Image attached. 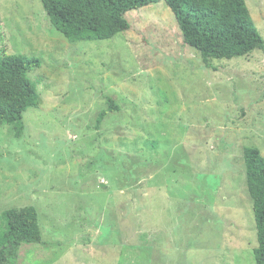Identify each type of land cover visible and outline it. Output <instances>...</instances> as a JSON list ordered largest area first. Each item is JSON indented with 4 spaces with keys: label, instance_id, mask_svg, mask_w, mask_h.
<instances>
[{
    "label": "rangeland",
    "instance_id": "374dc122",
    "mask_svg": "<svg viewBox=\"0 0 264 264\" xmlns=\"http://www.w3.org/2000/svg\"><path fill=\"white\" fill-rule=\"evenodd\" d=\"M126 17L70 42L41 0H0V53L42 61L25 134L0 125V230L27 205L42 230L16 264H256L243 152L264 154V49L206 67L165 1Z\"/></svg>",
    "mask_w": 264,
    "mask_h": 264
},
{
    "label": "trees",
    "instance_id": "16d2710c",
    "mask_svg": "<svg viewBox=\"0 0 264 264\" xmlns=\"http://www.w3.org/2000/svg\"><path fill=\"white\" fill-rule=\"evenodd\" d=\"M52 25L70 42L110 39L130 29L126 14L151 3L165 1L174 12L184 44L196 48L204 65L213 59H233L264 49V36L246 0H41ZM42 65L38 56L0 53V125H8L16 138L26 132L24 113L39 104L38 83L29 72ZM97 117V125L109 111L119 109L113 97ZM153 146L157 147L156 141ZM248 192L258 244L256 264H264V154L257 146L243 152ZM159 159V158H157ZM0 230V264H16L24 243L42 241L38 209L34 205L3 211ZM146 242V241H145Z\"/></svg>",
    "mask_w": 264,
    "mask_h": 264
}]
</instances>
